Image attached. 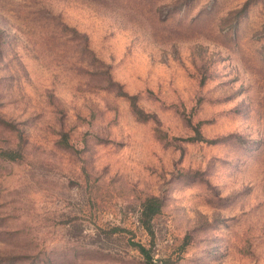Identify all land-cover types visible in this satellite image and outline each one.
Instances as JSON below:
<instances>
[{"label": "rangeland", "instance_id": "1", "mask_svg": "<svg viewBox=\"0 0 264 264\" xmlns=\"http://www.w3.org/2000/svg\"><path fill=\"white\" fill-rule=\"evenodd\" d=\"M134 242L264 264V0H0V264Z\"/></svg>", "mask_w": 264, "mask_h": 264}, {"label": "trees", "instance_id": "2", "mask_svg": "<svg viewBox=\"0 0 264 264\" xmlns=\"http://www.w3.org/2000/svg\"><path fill=\"white\" fill-rule=\"evenodd\" d=\"M162 207L163 203L158 197H149L144 201L140 215V222L143 228L146 229L148 233L153 234L152 223L156 216L160 214ZM133 245L137 249H139L148 264H153V257L150 255L149 250L143 244L134 242Z\"/></svg>", "mask_w": 264, "mask_h": 264}]
</instances>
